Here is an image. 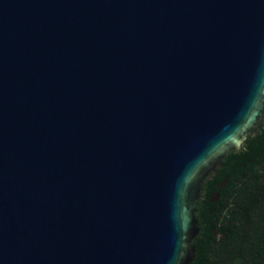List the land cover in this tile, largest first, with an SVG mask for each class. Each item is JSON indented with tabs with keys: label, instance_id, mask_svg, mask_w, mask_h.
I'll list each match as a JSON object with an SVG mask.
<instances>
[{
	"label": "water",
	"instance_id": "1",
	"mask_svg": "<svg viewBox=\"0 0 264 264\" xmlns=\"http://www.w3.org/2000/svg\"><path fill=\"white\" fill-rule=\"evenodd\" d=\"M263 117L264 0H0V264H192Z\"/></svg>",
	"mask_w": 264,
	"mask_h": 264
},
{
	"label": "trees",
	"instance_id": "2",
	"mask_svg": "<svg viewBox=\"0 0 264 264\" xmlns=\"http://www.w3.org/2000/svg\"><path fill=\"white\" fill-rule=\"evenodd\" d=\"M217 181L210 182L209 193ZM244 201L241 208L229 190L221 191L216 210L199 201L196 218L200 232L193 241L196 253L192 264H264V212L254 206L263 200Z\"/></svg>",
	"mask_w": 264,
	"mask_h": 264
},
{
	"label": "flooded vegetation",
	"instance_id": "3",
	"mask_svg": "<svg viewBox=\"0 0 264 264\" xmlns=\"http://www.w3.org/2000/svg\"><path fill=\"white\" fill-rule=\"evenodd\" d=\"M216 179L220 181L213 183L214 188L209 193V184ZM222 190L231 191L239 199L241 208L246 198H262L263 202L254 206L264 212V117L257 130L246 137L243 147L228 152L206 178L199 201H205L211 211L216 210L220 207ZM198 211L196 208V213Z\"/></svg>",
	"mask_w": 264,
	"mask_h": 264
},
{
	"label": "clouds",
	"instance_id": "4",
	"mask_svg": "<svg viewBox=\"0 0 264 264\" xmlns=\"http://www.w3.org/2000/svg\"><path fill=\"white\" fill-rule=\"evenodd\" d=\"M229 139H234V138L233 137H229ZM235 145H236L237 148L243 147V141L242 140H237V141H235ZM210 159H211V157L209 156L208 158L204 159L202 162L204 164H207Z\"/></svg>",
	"mask_w": 264,
	"mask_h": 264
}]
</instances>
